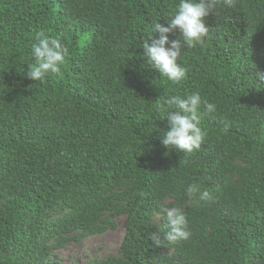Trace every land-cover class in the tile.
<instances>
[{
	"label": "trees",
	"instance_id": "trees-1",
	"mask_svg": "<svg viewBox=\"0 0 264 264\" xmlns=\"http://www.w3.org/2000/svg\"><path fill=\"white\" fill-rule=\"evenodd\" d=\"M180 3L0 0V264H60L55 251L119 217V254L99 264H264V0L218 5L174 85L143 48ZM41 31L70 50L43 84L28 79ZM168 39L171 49L182 34ZM197 93L207 136L185 164L163 146L156 104ZM192 184L212 201L189 200ZM172 208L187 217L186 242L165 240Z\"/></svg>",
	"mask_w": 264,
	"mask_h": 264
},
{
	"label": "clouds",
	"instance_id": "clouds-1",
	"mask_svg": "<svg viewBox=\"0 0 264 264\" xmlns=\"http://www.w3.org/2000/svg\"><path fill=\"white\" fill-rule=\"evenodd\" d=\"M221 4L235 8L236 0H199V2L181 0L168 27L162 26L161 23L155 25L154 32L160 35V39H152L151 44L145 43L143 49L148 63L160 77L174 85H179L187 78L186 69L178 63L182 56V49H195L203 45L210 34V28L205 23L206 18L212 15ZM177 30L182 34V39L171 42V49H169L168 37ZM32 53L34 64L30 67L28 79L43 84L47 82L50 74L62 75V66L70 50L61 40L50 39L41 31L36 35ZM259 79L264 82V75H260ZM201 107L202 98L198 93L189 95L187 98L175 96L156 104V110L165 117L169 129L162 138L163 146L185 153V164L191 155L201 149L207 136L200 127ZM203 107L208 114L216 111V107L207 102H203ZM173 108L175 111H172ZM227 131L228 129H225V132ZM186 195L189 200L197 196L205 202L213 199L208 191L201 194L200 187L196 184L187 188ZM165 213L167 220L164 226L167 233L165 240L170 244L188 241L191 238V232L188 231V220L184 212L179 208H172L165 209ZM149 238L157 247L161 245L158 235L152 234Z\"/></svg>",
	"mask_w": 264,
	"mask_h": 264
},
{
	"label": "rangeland",
	"instance_id": "rangeland-1",
	"mask_svg": "<svg viewBox=\"0 0 264 264\" xmlns=\"http://www.w3.org/2000/svg\"><path fill=\"white\" fill-rule=\"evenodd\" d=\"M115 227L103 235H96L69 244L52 255L60 264H99L110 257H117L125 235V218L115 220ZM159 223V217L156 218Z\"/></svg>",
	"mask_w": 264,
	"mask_h": 264
}]
</instances>
